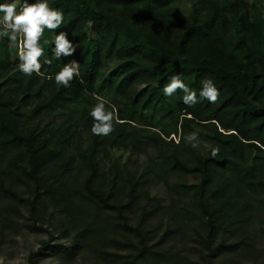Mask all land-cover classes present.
Returning a JSON list of instances; mask_svg holds the SVG:
<instances>
[{
    "label": "trees",
    "instance_id": "1",
    "mask_svg": "<svg viewBox=\"0 0 264 264\" xmlns=\"http://www.w3.org/2000/svg\"><path fill=\"white\" fill-rule=\"evenodd\" d=\"M179 1L49 0L64 12V23L45 30L41 61L51 63H42L40 75L24 77L18 39L0 37V233L52 238L58 213L69 219L60 221L59 239L72 234L67 242L44 243L31 253L33 263L43 256L88 264H241V257L253 264L264 257L263 0H195L190 12ZM60 32L78 48L56 60ZM72 60L80 77L68 88L57 85L56 72ZM176 74L197 94L212 79L217 101L189 107L180 90L164 96ZM92 93L125 97L108 136L91 133L86 94ZM33 101L31 117L67 110L62 129L26 128L23 109ZM136 121L149 127L128 132ZM168 123L197 132L218 155L183 158L170 133L149 132L165 131ZM128 142L134 154L158 146L171 168L197 175L193 201L183 208L177 197L183 185L166 177L169 203L153 198L131 159L101 174L98 154Z\"/></svg>",
    "mask_w": 264,
    "mask_h": 264
},
{
    "label": "rangeland",
    "instance_id": "2",
    "mask_svg": "<svg viewBox=\"0 0 264 264\" xmlns=\"http://www.w3.org/2000/svg\"><path fill=\"white\" fill-rule=\"evenodd\" d=\"M193 1L195 0H180L177 4L186 12H190ZM19 2L22 6L23 0H19ZM262 5L264 6V0L262 2ZM17 39L20 52L23 44V38L22 36H18ZM114 65L115 61L110 64V66ZM23 76L25 77L26 75L23 74ZM94 98L99 102L103 100L106 104V108L109 111L115 109V118L118 117V108L124 106L125 104V97L120 94L110 93L109 95L101 96L97 95V93H92L90 95L86 94V102L88 103L89 108L94 106L92 104L95 101ZM35 104V101H33L23 109L24 125L26 128H31L32 130H46L47 134H56L58 130L62 129V124L68 120L67 110L50 112L47 111L38 116L31 117V111L35 107ZM155 112L156 119H160V109ZM145 127L149 126H146L143 121H136L132 124V126H127L126 130L128 132H133L134 128H136V130H141ZM79 128H81V126ZM149 129L150 133L152 131L157 133L162 132L164 135L170 133L169 139H174V144L176 145V148L178 149L181 156L189 161H192L193 157L196 156L197 153L207 155L213 149L218 148L211 141L203 138L199 134L201 146L199 149H192L189 144L185 143L184 137L193 133V131L187 130L184 133L183 131L179 130L177 126L170 123L166 124L165 131L160 130L156 127H150ZM81 141L82 144L87 147L90 142L89 135L83 133L81 136ZM177 141H179V143H177ZM127 144L129 147H127L126 149L108 147L106 151H102L98 154L99 169L101 174L108 172L111 165L116 163L117 161H119V163L121 164H124L126 161L131 159L133 163H137L139 165V177L146 181L144 182L143 180L141 183V186H143V191H149L153 198L163 199L165 200V204L169 203V195L166 184L162 180L166 177V179H168L170 183H180L181 185H183V187L179 188L177 196L180 201V205L183 208H185L187 205H189V203L193 201V193L199 187L200 183V178L197 175L192 173H180L177 170L171 168L166 162L165 156H162L160 147L158 146L145 145L143 151H140L138 154H134V152L132 151L133 146L131 142H128ZM151 162H155V165L151 166ZM230 163L231 165H236L237 162ZM81 165L82 162L77 163V166ZM129 166L130 169L135 168V166ZM151 167H154L155 171H153V173L151 174H148ZM57 214L54 215V218L56 220L52 219V225H54L51 229L54 235V237L52 236V238L51 235L45 232L33 233L31 231H25L20 234L10 232L6 233L5 235L0 233V264H88L86 263L88 260L66 262L54 256H43L39 260H36L34 263L30 260L31 253L36 252L38 249H40V247H42L44 243L52 242V244H55L58 242H67L70 240V236L72 234L59 239L60 234L56 233V229L60 227V221H62V219L64 218L63 223L68 225L69 219H65V215H61V217L58 218ZM260 243L264 246V236L263 238H261ZM240 261L241 264H247L246 259L243 257L240 258ZM252 262L253 264H264V257L256 256L252 258Z\"/></svg>",
    "mask_w": 264,
    "mask_h": 264
},
{
    "label": "clouds",
    "instance_id": "3",
    "mask_svg": "<svg viewBox=\"0 0 264 264\" xmlns=\"http://www.w3.org/2000/svg\"><path fill=\"white\" fill-rule=\"evenodd\" d=\"M19 9V10H18ZM64 23V12L50 5L49 0H23L22 6L19 0H0V37H7L11 41H16L18 36H22L23 44L19 52V69L22 74L32 76L40 75L42 63L50 64L51 60L45 59L44 44L42 41L45 30L54 31ZM53 57L60 60L61 57L72 56L78 44H74L68 39L66 32L55 34ZM80 77V64L72 60L65 64L60 71L55 74V83L68 88L71 82ZM177 90L184 95L182 101L185 105L192 107L208 101L215 103L220 95V90L212 79H204L197 94V91L190 89L181 79L179 74L173 75L169 82L163 88V94L166 97H173ZM115 109L109 111L103 100L96 103L90 110L89 116L93 124L91 133L95 136H108L114 129ZM185 143L189 144L192 149H199L200 137L197 132H193L184 137ZM179 143V141H177ZM218 155V149L211 151V156Z\"/></svg>",
    "mask_w": 264,
    "mask_h": 264
}]
</instances>
